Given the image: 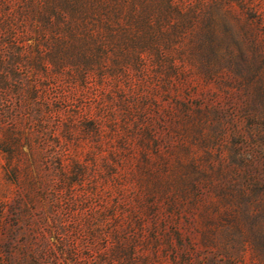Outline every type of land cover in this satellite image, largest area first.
<instances>
[{"label": "rangeland", "instance_id": "374dc122", "mask_svg": "<svg viewBox=\"0 0 264 264\" xmlns=\"http://www.w3.org/2000/svg\"><path fill=\"white\" fill-rule=\"evenodd\" d=\"M213 17L222 36L237 35L249 21L243 14ZM223 20L228 28L218 24ZM217 53L195 50L186 77L168 81L149 69L143 80L118 82L120 95L114 82L106 83L118 122L101 145L91 118L102 91L91 80L82 89L66 85L65 96L53 101L61 113L51 124L62 118L56 139L3 140L11 126L0 125V264L78 263L70 251L91 254L80 230L90 232L92 205L119 206L125 220L136 212L144 238L168 233L178 246L182 236L198 264H264V97L256 125L247 114L255 78L223 75L224 51ZM120 98L127 107H117ZM68 110L76 115L72 139ZM15 141L17 170L7 164ZM72 159L85 168L82 183L75 172L65 181L60 175V160ZM57 239L65 240V254ZM160 244L156 252L170 263L172 248ZM138 251L153 255L150 246Z\"/></svg>", "mask_w": 264, "mask_h": 264}, {"label": "trees", "instance_id": "16d2710c", "mask_svg": "<svg viewBox=\"0 0 264 264\" xmlns=\"http://www.w3.org/2000/svg\"><path fill=\"white\" fill-rule=\"evenodd\" d=\"M221 13L247 16L246 29L237 35H220L213 16ZM227 23L218 22L225 28ZM195 50L209 54L224 51L223 75L255 78L247 114L260 124L264 0H0V125L11 126L3 140L57 138L62 118L58 116L60 119L51 124L54 115L61 113L53 108V101L65 96L66 85L82 89L91 80L95 89L102 91L95 94L99 113L91 118L92 135L101 145L109 130L117 131L118 122L116 109L111 107L115 100L105 93V84L114 82L120 95L118 82L143 80L149 69L154 77L160 75L168 81L186 77L184 68ZM164 87L170 90L166 84ZM117 102V107H127L124 99ZM131 104L136 108L134 101ZM67 112L66 133L72 139L76 115ZM20 150L21 144L15 141V153L7 161L15 170ZM78 163L76 159L60 160L64 181L68 172H75L77 182H83L85 168ZM117 207L100 210L91 206L90 232L80 230L88 238L85 242L91 254L82 258L73 248L70 258L78 257L76 264H167L156 252L161 242L173 250L168 264H198L186 251L182 236L177 235L178 246L168 233L144 238L145 223L137 221L136 212L125 220ZM56 243L61 254L68 251L64 239ZM149 246L151 258L139 253L140 248ZM42 262L48 264V259Z\"/></svg>", "mask_w": 264, "mask_h": 264}]
</instances>
